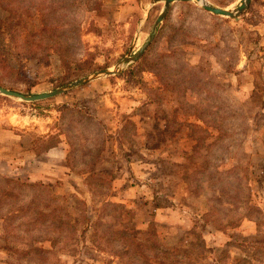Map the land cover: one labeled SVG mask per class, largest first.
<instances>
[{"label": "rangeland", "instance_id": "1", "mask_svg": "<svg viewBox=\"0 0 264 264\" xmlns=\"http://www.w3.org/2000/svg\"><path fill=\"white\" fill-rule=\"evenodd\" d=\"M207 1L233 9L240 0ZM189 2L170 6L159 24L162 28L154 52H165L167 38L180 36L181 29L185 31L184 41L177 40L175 45L182 49L188 65L205 71L201 85L204 92L193 95L189 103L201 108L205 118L207 113L216 112L207 119L224 128L219 131L204 126L210 135L208 143L219 138L221 132L228 138L222 149L216 148L213 163L220 171L238 167L248 174L255 209L230 214L223 222L228 224L224 232L207 225L203 232L198 228L192 231L199 234L193 236L189 229L194 221L209 211L211 199L218 204L222 196L216 193L218 189L213 192L207 188L205 182L191 183L194 180L183 170L189 166L187 158L197 166L207 156L203 147L191 157L192 142L187 135L201 137V130L174 124L196 123L195 116L189 115L194 108L186 105L188 114L178 110L176 95L163 91L154 73L142 72L132 83L127 82L132 63L114 76L101 77L44 101L22 102L0 95V187L6 179L47 184L63 199L71 219L78 221L72 240L53 248L50 242L41 246L35 243L34 235L50 239L57 237L58 231L45 224L23 238L4 222L5 210L0 204V264H118L117 256L103 248L106 244L98 245L95 230L87 226L86 220H100L104 226L99 227V233L108 228L121 229L123 223L129 228H143L153 221L162 249L180 252L201 246L207 249L204 264H215L227 250L225 243L230 238L236 246L244 245L252 253V264H264V0H252L247 10L234 19L215 17L199 4ZM96 3L100 5L98 11L92 10ZM163 9V0H0V24L12 14L15 22L30 30L43 23L61 26L72 57L84 64L82 69L76 65L65 68L55 53L46 63L38 64L22 50L24 38L15 43L1 30L0 55L9 60L13 71L0 69V87L29 89L38 95L106 71L147 43ZM65 105L86 109L107 125L106 135L110 138L100 158L89 152L99 147L100 137L80 116L66 115L62 124L76 152L64 135L57 136L61 123L58 109ZM129 115L135 125L131 142L126 134L119 139L117 133L122 117ZM53 137L60 142L47 150L57 141ZM146 179L152 183L148 185ZM151 191L158 192V197L152 199ZM221 198L218 209L227 215L232 209L226 204L230 201ZM107 203L122 205L130 215L123 213V221L117 225L109 216L114 209H103ZM6 229L17 234L8 240L9 248L5 246ZM94 244L103 252L93 248ZM41 247L49 253H38ZM110 247L115 252L134 251L115 244ZM27 250L30 252L23 255ZM232 251L233 259L223 264H235V255L241 252L238 248ZM245 256L243 253L241 257Z\"/></svg>", "mask_w": 264, "mask_h": 264}, {"label": "trees", "instance_id": "2", "mask_svg": "<svg viewBox=\"0 0 264 264\" xmlns=\"http://www.w3.org/2000/svg\"><path fill=\"white\" fill-rule=\"evenodd\" d=\"M181 3L190 2L185 1ZM98 5L99 3H96L95 9L92 10L98 11L100 9V5ZM16 6L18 7L17 3ZM14 17L15 16L12 14H9L7 22L0 24V31L2 30L7 32L15 43L18 42L17 40L24 38L25 41L22 43L21 47L23 48L22 50H25L27 54L31 56V59H35L38 64H43L49 60L51 53H55L63 67L69 68L71 65H76L78 69L84 68L83 63L75 57H72L70 53L69 41L67 39L65 41L62 38L64 34L63 27L43 23L40 28L35 29L32 27V30H30L15 22ZM161 26L162 24L159 26L152 44L147 48L145 53H143V55H141L135 63L128 67L127 82L132 83V81L138 78L139 74L142 72L154 73L159 78L163 91L176 95V100L179 104L178 110L184 109L188 114L187 106L194 108V112L189 115L195 116L196 123H179L178 121H175L174 124L187 126L192 130H201V137H193L191 136L192 133L187 135V139L192 142L190 150L191 157H196V155L202 151L201 149L203 147L206 149L207 156H205L204 160L197 166L195 162H192V158H187L189 166L184 167L183 170L186 174H189L188 176L191 179L194 180L191 183L199 184L201 182H205L206 187L211 191L214 192L218 189L216 193H221V197L227 198L230 203L226 204L232 209L229 210L230 213L224 215L218 209V206L222 205V202H220L222 198L220 197L218 199V204L211 199L209 201V211L204 213L200 220H195L189 231L195 232L198 228L203 232L205 227L209 225L212 228H219L220 232H224L227 229L225 226L228 224H223V222L228 216H230V214L239 212L240 215V212L255 209V206H253L252 196L250 194L251 190L249 177L242 168L233 167L227 171H220L213 163L216 148L220 146V149H222L223 143L228 137L221 132L219 138H217L213 143H208V137L210 135L204 126L207 128L212 127L219 131H221L224 127L221 123L207 119L210 115H217L216 112L211 114L207 113L205 118V114L200 112L201 108L189 103L193 95H199L204 92L201 85L205 82V79L203 78L205 71L202 67H191L188 65L182 57V49L180 47H176L175 43L177 40L178 42L184 41L186 33L182 29L179 30L182 32L180 36L175 35L167 38V49L165 52H154V48L156 47L158 41V35L162 28ZM0 69L13 71L9 60L2 55H0ZM111 78L112 77H110V79ZM8 90L24 95H33L29 89L25 91H18L13 88H9ZM84 110L78 106H75L74 108L68 105L60 107L58 112L60 113L61 123L59 122L58 124L59 135L57 136L59 137L60 135H64L65 140L73 150V153L76 152L74 145L72 147L70 135L63 130L62 124L64 123L63 121L65 120L66 115L73 114L80 116V120L85 119L100 137L99 147L97 146L89 151L91 156L95 154L97 155V158H100V156L104 154L103 152L105 147H107L108 138H110V136L106 135L107 125H105L104 121L96 115H89L86 112V109ZM226 110L227 109L225 108V111ZM230 118H233V115H231ZM130 119H132V115H129V117H122L120 121L122 125L117 132L119 139L123 138L124 134H126V140L128 142L132 141V137L135 134V125ZM90 134H92V132ZM202 134H206V136H203ZM58 137H53L57 141L48 145L46 148L47 150L56 147V145L60 142ZM146 180L148 185L149 183H152V180ZM115 186L116 185L113 187L114 189ZM109 188L111 187L109 186L108 189ZM151 189L153 190V188ZM151 192L152 193H150V195L152 199L158 197V192ZM0 198V204H2L3 207L2 209L5 210L3 215L4 222H9L11 224L12 231L14 233L15 231H19V234H21L23 238L26 234H33L35 229L40 228L39 226L49 224L47 226H52L58 231L56 235L57 237L47 239L45 235L44 237L34 235L32 238L35 239V243H39L41 246L44 243L50 242L51 245H49L53 248L59 243H62L63 245L64 242L72 240L74 235L77 233L78 221H73L71 219L68 209L63 205V199L55 195L53 190L47 184L42 182L29 184L19 179H6L0 187ZM154 207L158 208V206ZM106 208L114 209L109 216L114 218L117 225L122 223L123 220L121 217L123 216V213L126 215L129 214V211L119 204L107 203L103 209ZM82 213H84V210ZM115 214H117L118 218L115 217ZM243 218L248 217L243 216ZM81 219H83V221L86 219L84 214H82ZM130 220L132 221L133 218L131 217ZM99 222L101 221L99 220L97 223H92L91 221L86 220L87 226L93 229V231L95 230L94 237L98 242V245L100 246L102 244H106L103 248L117 256V259H119L118 264H153L150 259L160 260L165 264H204L203 257L206 255L207 249L201 246L197 248L193 245L191 246V249L180 252L174 249L173 251L162 249L157 242V233L153 221L146 224L143 228L135 226H131L129 228L127 227V223L125 225L123 223V227L121 229L108 228V230L105 229L103 233H99L98 231L99 227L104 226ZM63 232L67 233V236L64 237ZM5 233V240L7 241L5 246L7 245L9 248L11 246L9 245L8 240L10 238L17 237V234H10L8 229H6ZM198 235V233L193 234L194 237H197ZM230 240L231 239L229 238V241L225 243L227 250L225 252L222 251L220 254L222 257L217 258L215 264H223L224 260H232L234 255L232 249L235 248H238L241 252V255H235V264H252V253L250 251H246V248L243 247L244 245L236 246V244ZM114 244L118 247L123 246L125 248H132L134 251L131 253L120 252V250L115 252L113 247H110ZM240 247H242V249H240ZM93 248L103 252V250L99 249L96 244L93 245ZM29 252L30 251L27 250L22 254L26 255ZM38 253H49V250L45 251L41 247L39 248ZM243 253H246L245 257L248 258L241 257Z\"/></svg>", "mask_w": 264, "mask_h": 264}, {"label": "water", "instance_id": "3", "mask_svg": "<svg viewBox=\"0 0 264 264\" xmlns=\"http://www.w3.org/2000/svg\"><path fill=\"white\" fill-rule=\"evenodd\" d=\"M185 1L195 2V3L199 4L203 10H205V11H207L213 15H217V16L229 18V19H234V18L240 16L242 13H244L247 10V8L249 7L252 0H240L239 5L233 9H226V8L218 7V6L210 3L207 0H163V2H164L163 12L158 17V19L156 20V22L152 28V31L150 33V36H149L147 43H145L138 50V52L135 55H133L132 57H129V56L124 57L116 66H114V67H112L106 71L96 73V74L91 75V76L83 77V78L78 79V80H76V81H74L68 85L57 88L53 91H49L47 93L28 96V95H24V94H21V93L0 87V95L5 96V97H9V98H12L15 100H19L22 102H39V101H44V100L51 99V98L57 97L59 95H62V94L66 93L67 91H69V90H71L77 86L84 85L88 82L97 80L101 77L114 76V75L120 73L124 66H127V65L134 63L140 57V55L146 50V48L149 46V44L153 41L155 34H156V31H157V28H158L159 24L162 22V19L165 16V14L167 13V11L169 10L170 6L173 3L185 2Z\"/></svg>", "mask_w": 264, "mask_h": 264}]
</instances>
